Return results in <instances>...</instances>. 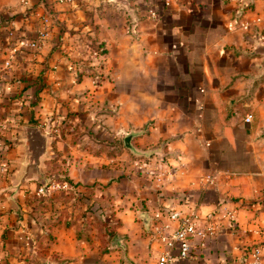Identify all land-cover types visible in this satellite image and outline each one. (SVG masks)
Segmentation results:
<instances>
[{
	"label": "crops",
	"instance_id": "1",
	"mask_svg": "<svg viewBox=\"0 0 264 264\" xmlns=\"http://www.w3.org/2000/svg\"><path fill=\"white\" fill-rule=\"evenodd\" d=\"M130 4L133 11L120 0H0V125L13 110L24 117L15 140L19 125L38 126L28 123V106L43 81L33 106L41 122L57 107L69 114L57 119L80 115L100 138L115 135L107 127H133L135 147L150 152L121 167L109 162L118 156L94 162L96 152L80 149L74 131L49 136L44 153L52 147L55 157L42 154L45 176L64 163L74 190L98 191L83 205L111 203L99 216L116 218L122 245L102 252L96 236L79 237L77 212L47 224L54 216L32 210L28 188L13 194L0 175V264H159L161 243L144 222L157 212L173 225L197 216L193 254L175 264H248L251 249L264 247V0ZM47 18L52 32L43 39ZM55 18L66 27L60 38ZM31 78L26 100L10 105ZM210 226L215 233L203 236Z\"/></svg>",
	"mask_w": 264,
	"mask_h": 264
},
{
	"label": "rangeland",
	"instance_id": "2",
	"mask_svg": "<svg viewBox=\"0 0 264 264\" xmlns=\"http://www.w3.org/2000/svg\"><path fill=\"white\" fill-rule=\"evenodd\" d=\"M58 103H61L60 101H58ZM52 110V111H51ZM49 112V115L46 117V119H43V121L38 124V127L40 128L41 131H43V133L48 134L49 136H51L52 141H54V135L56 133H61L63 135V137L67 138L66 133L67 132H76L73 135V139L76 142H80L81 144L78 146L80 149H84L87 146L92 147V151H95L96 153L93 155V161H98V159H102V158H106V159H111L113 157L118 156V158H114L113 160H109V162L112 164H117L121 167H123V161H126L127 159H129L131 156L135 157V149L134 151L132 149H130L124 141L125 135L127 134V132H130L129 130L131 129H124L126 131H124L123 129L119 131H117L114 127H107L108 130L111 133H114L115 135H109L106 138H100L99 136H97L95 134L93 125L90 126V124L85 123L84 119L79 115V118H75L74 121L69 120L67 117L63 118V119H57V115H69V114H65L68 113L67 109H65L66 112H63L62 109H58L56 108H52ZM71 112V111H70ZM12 113V114H11ZM10 113V117L8 122L1 124L0 125V134H3L2 130H8L9 132L7 133L8 135H12L11 133H14L13 131L16 132L17 126L18 124L24 120V117L21 115H17L19 113V111H15V114L13 113V110H11ZM72 114V112L70 113V115ZM135 115V114H133ZM53 116V118H51ZM2 129V130H1ZM133 131H135V128L132 127ZM84 132V133H83ZM5 133V132H4ZM10 133V134H9ZM85 133H89L91 135H89V137H84ZM118 133V134H117ZM15 134V133H14ZM36 141V146H37V151L40 150V148L43 147V143H42V138L38 137L37 135L35 136ZM135 135L132 138V144L135 147ZM17 148V147H16ZM81 150V151H82ZM101 151H104V154H102ZM34 152V150H33ZM53 148L51 147V153H47L46 156V160L51 161L55 156H53ZM15 156H18V150H12L9 153L5 154V156L0 157V160L2 162H5L7 164V170L0 173V175L7 173L8 176H6L8 178V180H11V175L13 173V169L15 167L14 165V160H15ZM120 156V157H119ZM35 157L34 154L32 153V158ZM123 157V158H121ZM104 163L103 167H109L111 164L110 163ZM125 163V162H124ZM36 167V166H34ZM59 167H61L59 169V171L57 172V167L51 166L50 172L48 173V175L46 176L47 178H50V182L47 184V186L39 183L36 180H31L29 182L28 185H22V188H28V192H27V196L26 199L28 200V204L30 205V207H32V209H34L33 211H37L39 212L40 210H43L46 215H50L51 218L52 216L56 215V214H60V219L61 215H67L69 216L71 213L77 212V220L75 221L74 216H73V221H75V223L77 224V228H78V235L79 237L82 236H88V238H91L93 236H96L97 239L99 238L101 240V242L103 243V251L106 252L108 250H110L109 245H112V240L114 239L115 235L117 233H115L113 235V233H111V231L108 230V228L106 227V225L104 223H110L115 221V219L110 221H107L105 219H103L101 216H99L101 212V209H109V208H113L111 203L109 204H97V203H89V204H85L83 205V203H87V201L85 202L83 199L86 197H89L90 195L93 196V199H95L94 197H99V192L94 190L93 188H90L88 190H78L75 189V187H73V185L76 184H72L70 182H67L65 180L66 177H68L67 171L64 169V163L60 164ZM129 166L125 164L124 167V171L128 170ZM131 171V168H130ZM59 172L61 174H59ZM127 173V172H125ZM32 182H36L35 184L31 185ZM111 183V180L108 182V184H103L104 186H108ZM38 184L43 185L44 187H48L49 191L45 194H39L38 193V189L40 187V185L38 186ZM99 185L98 183H94L91 184L92 186H96ZM109 192L108 195H112L114 196V193ZM40 195H46L47 197V203L44 205H40L39 204V198L38 196ZM111 198V197H110ZM96 201V200H95ZM38 208V209H37ZM32 211V210H31ZM93 212H96V214H93ZM82 216H86L87 220L86 223L83 220V222L80 220ZM64 218V217H63ZM50 221V220H48ZM47 221V222H48ZM69 223H71V221L68 220ZM106 229V232L104 231V229ZM90 230V231H89ZM92 231V232H91ZM113 231V230H112ZM94 234V235H91ZM32 236V235H31ZM92 236V237H91ZM111 236V237H110ZM33 237V236H32ZM31 237V239H32ZM30 239V240H31ZM32 241V240H31ZM108 242V243H107ZM108 247V248H107ZM106 249V250H105ZM108 249V250H107ZM102 251V252H103ZM35 253V252H34ZM36 255V254H35ZM19 257H21V255H17ZM33 257H31V261ZM33 263V262H32ZM45 264H48V261L45 262ZM50 264V263H49ZM61 264H65V260L63 259Z\"/></svg>",
	"mask_w": 264,
	"mask_h": 264
},
{
	"label": "built area",
	"instance_id": "3",
	"mask_svg": "<svg viewBox=\"0 0 264 264\" xmlns=\"http://www.w3.org/2000/svg\"><path fill=\"white\" fill-rule=\"evenodd\" d=\"M43 29H41V37L48 39L51 36L52 26L50 19L47 18ZM34 45L36 44L33 43ZM246 119L250 121L252 115L249 114ZM7 164L0 160V173L6 171ZM49 191L48 187L40 185L38 193L45 194ZM153 231L161 243V250L158 255L159 264H175L177 258L189 259L193 254L191 237L200 233L198 229V220L195 214L182 217L178 220L177 225H173L169 221H164L161 214L157 212L152 219ZM215 227L210 226L203 232V236L213 235ZM248 264H264V247L261 245L254 246L251 249Z\"/></svg>",
	"mask_w": 264,
	"mask_h": 264
},
{
	"label": "water",
	"instance_id": "4",
	"mask_svg": "<svg viewBox=\"0 0 264 264\" xmlns=\"http://www.w3.org/2000/svg\"><path fill=\"white\" fill-rule=\"evenodd\" d=\"M120 1L125 8L133 11L130 6V0ZM137 133V131L133 130L127 132L124 138L125 144L133 151L135 149V153L139 155H149L150 152L137 149L133 146L131 141L134 135H136ZM36 135L42 138L43 143V147L38 151L36 141L34 140ZM48 143L49 135L46 133H42L38 126L30 124L19 125L15 145H18L20 147V158L18 159V167L13 171L11 175L12 185L8 187V189L13 191V194H15L18 191L19 187H21L22 185H28L31 180H36L45 186H47V184L50 182L51 179L45 176L39 162L42 154L47 151ZM32 153L35 156L33 158ZM46 154L47 153H44V158L46 157ZM152 219V216L144 217V222L149 230H151ZM122 240L123 237L119 234H116L114 239L112 240L111 247L122 245Z\"/></svg>",
	"mask_w": 264,
	"mask_h": 264
},
{
	"label": "trees",
	"instance_id": "5",
	"mask_svg": "<svg viewBox=\"0 0 264 264\" xmlns=\"http://www.w3.org/2000/svg\"><path fill=\"white\" fill-rule=\"evenodd\" d=\"M53 23H54V25H59V27H60V29H59V38H60V36H62L63 35V32H64V30L66 29V27H65V29H64V24L61 22V20H58V19H54V21H53ZM61 39H59V41H57L55 44H54V46L52 47V49L50 50V52L54 49V47H56V46H59L60 45V43H61V41H60ZM94 48H97V49H99L101 52H105V48H103V49H101V44H96V45H92ZM45 69V68H44ZM43 74V71L41 70V72H40V74H38V79H41V77L43 76L42 75ZM33 79L34 78H31V79H27L28 80V84L24 87V88H22L21 90H19L15 95H13V96H11L10 97V105L11 104H15V102H17L16 104H18V103H20L21 101H25L26 100V97H25V90H26V87L27 86H30L31 84H32V82L31 81H33ZM42 85H41V87H39L37 90H36V95H37V98L35 99V100H33L32 98H30V97H27L28 99L30 98V99H32L31 101H30V103H29V106H28V109L31 111V114H32V116H31V118L29 119V121H28V123L30 122V123H32V124H40L41 123V119L40 118H36V117H34V104H36L37 103V101L41 98L40 97V95H39V91L40 90H42L43 89V87H44V85H45V82H43L42 81V83H41ZM1 118L2 119H4L5 117H4V115H1ZM20 123H23V121H21ZM5 132V133H4ZM7 131L6 130H4L3 131V134H0V157H2V156H5V154H7V153H9L11 150H12V148L13 147H15V139H14V137H12V135H8L7 133H6ZM2 175H5V176H8V174L7 173H5V174H2ZM65 180L67 181V182H70V183H72V184H76V183H74V181H73V179L71 178V177H66L65 178ZM40 184H38V186H39ZM38 198H39V204L42 206V205H44V204H46L47 203V197H46V195H40V196H38ZM38 209V208H37ZM32 210H34V209H32ZM40 211H42L44 214H46L43 210H40ZM50 216V215H49ZM54 220H52V221H48V223L47 224H49V225H54V224H57V223H59L60 221H61V219H60V214L58 215H54ZM105 225H106V227L108 228V230L109 231H111V233H113V235L116 233V230L114 229V228H111V223H104ZM106 228V229H107ZM113 230V231H112ZM111 237V236H110ZM108 243V242H107ZM108 248V247H107ZM106 250V249H105ZM108 250V249H107ZM103 251V250H102ZM104 252V251H103Z\"/></svg>",
	"mask_w": 264,
	"mask_h": 264
}]
</instances>
